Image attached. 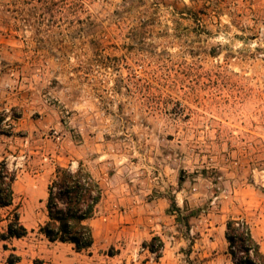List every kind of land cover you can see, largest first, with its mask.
Instances as JSON below:
<instances>
[{"label": "rangeland", "instance_id": "rangeland-1", "mask_svg": "<svg viewBox=\"0 0 264 264\" xmlns=\"http://www.w3.org/2000/svg\"><path fill=\"white\" fill-rule=\"evenodd\" d=\"M3 161L0 264H232L229 219L264 253V0H0ZM79 163L103 197L76 253L39 227Z\"/></svg>", "mask_w": 264, "mask_h": 264}, {"label": "trees", "instance_id": "trees-1", "mask_svg": "<svg viewBox=\"0 0 264 264\" xmlns=\"http://www.w3.org/2000/svg\"><path fill=\"white\" fill-rule=\"evenodd\" d=\"M16 173L10 171L3 161L0 164V208L12 206L13 184ZM103 190L98 180L81 163L75 169L56 167L47 185L45 203L46 220L39 227V233L50 243L72 245L76 253L86 252L94 244L91 221L97 215L102 201ZM179 212V210L177 209ZM27 235L17 213L9 220L4 240L20 239ZM225 240L232 264H264V253L253 236L250 224L244 219H229L225 225ZM163 243L154 236L146 245L151 253H156ZM9 257V264H13ZM18 259V258H15Z\"/></svg>", "mask_w": 264, "mask_h": 264}]
</instances>
